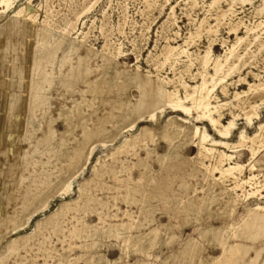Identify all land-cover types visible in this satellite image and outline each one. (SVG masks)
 <instances>
[{"label": "rangeland", "instance_id": "1", "mask_svg": "<svg viewBox=\"0 0 264 264\" xmlns=\"http://www.w3.org/2000/svg\"><path fill=\"white\" fill-rule=\"evenodd\" d=\"M13 1L11 8L0 14V27L9 21L0 28V85H3L0 86V264H73L75 261L74 264H92L91 254L97 258L98 253L112 260L109 264H264V214L247 212L249 206H255L258 198L264 204V147L253 161H257L258 168L252 173L248 165L252 162L251 154L245 146L228 149L216 145L220 150L235 153V161L246 163L243 175L239 176L240 183L255 175L252 187L244 182L243 189L233 190V203L229 202L225 187H234V178L214 179L211 173V168L220 161V152H215V155L205 153L206 157L196 156L198 147L196 142H191V145L179 148L181 156L167 157L172 159L164 169L159 170L158 165L165 157L159 155L168 153L174 142L179 140L176 138L170 145L162 135L173 115L205 126L215 140L230 142L238 141L241 130L252 135L264 122V89L249 90L250 84L264 83V0H98L88 12H85L87 6L94 0H31V8L19 14L18 7L26 0ZM239 38L243 40L238 41ZM234 44L237 47L231 63L237 66L225 81L227 92L222 90V84L211 92V102L222 104L221 121L227 124L235 119L230 138H223L207 117L198 119L197 115L202 113L200 110L195 112L191 109L188 115L166 106L162 112L156 111L158 114L153 119L148 117L165 103L163 97L156 99L160 93L178 92L184 97L186 87L192 91L190 86L203 81L206 54L210 58L207 69L210 74L207 81L210 82L211 74L215 73L214 63L223 58L226 50ZM112 64L116 72L127 75L108 77L107 86L105 83L102 85L99 81L104 69ZM14 75L18 76L15 78ZM50 76L54 84L46 92L44 89L49 87ZM133 76H138L143 88L149 92L144 98L148 104L143 108V114H139L143 117L138 119L139 115H135L126 120L115 138L102 145L95 134L103 126V121L109 127L112 118L121 114L122 106L143 98L139 86L131 83ZM2 93L19 97L20 105L15 108L11 102H5ZM46 94L49 98L43 100ZM36 96L37 103L32 101ZM64 106L70 110V116L67 113L70 129L64 120L58 119ZM251 111L257 115L247 123L246 114ZM31 117H43L38 129L33 125L24 126L23 122ZM52 117L57 119L51 127ZM133 120L135 124L131 130L129 124H133ZM84 126L88 132H95L92 141H84ZM142 126L153 129L154 140L141 135ZM62 132L67 133L64 135ZM132 134L137 137L127 142ZM76 147L81 153L79 163L90 157L85 165L77 162ZM69 163L72 167L66 173ZM223 163L225 166L228 164L227 158ZM75 170H78L77 174L70 177L67 191L62 189L68 179L65 177L44 196H49L46 204L41 203L37 196L47 188V183L56 181L65 173L74 174ZM217 177L219 173H215ZM250 190L258 192L248 198ZM62 204L64 207L60 209ZM233 206L237 207L235 212H232ZM120 224L133 227L124 233H144L142 239L153 229L160 228L150 252L143 255L131 253L118 261L116 259L121 252L118 245L122 242L115 237L118 233L94 237L88 234L95 226V229H106L113 225L121 231ZM232 224H235V230L228 231ZM166 231L175 233L177 237L163 248L160 237ZM137 240L132 238L129 245L132 247ZM67 248H70L68 255H62ZM65 259L70 260L66 262Z\"/></svg>", "mask_w": 264, "mask_h": 264}, {"label": "bare ground", "instance_id": "2", "mask_svg": "<svg viewBox=\"0 0 264 264\" xmlns=\"http://www.w3.org/2000/svg\"><path fill=\"white\" fill-rule=\"evenodd\" d=\"M30 1L31 0H26L25 2H23L22 3V5H21V7H18V10H17V12H18V14L19 13H21V12H23V11H26V10H29V7H30ZM98 0H94L93 1V3H91V5L88 7L87 6V8H86V10H85V12H88V11H90L91 10V8L95 5V3L97 2ZM205 1V0H204ZM203 1V2H204ZM13 0H0V14L1 13H3V12H5L6 10H8V9H10L11 8V6H12V4H13ZM188 3V2H187ZM186 3V4H187ZM194 3V2H193ZM215 3H216V1H215ZM220 4V3H219ZM232 5V4H231ZM230 5V6H231ZM193 6H194V4H193ZM209 6V5H208ZM195 7V6H194ZM193 7V8H194ZM217 7V6H216ZM31 8V7H30ZM85 8V7H84ZM190 8H192V7H190ZM204 8V7H203ZM218 9V8H217ZM220 9V8H219ZM218 9V10H219ZM173 10V9H172ZM205 10V9H204ZM203 10V11H204ZM212 10V9H211ZM33 11V10H32ZM36 11H37V9H36ZM35 11V12H36ZM206 11V10H205ZM214 11V10H213ZM229 11H230V9H229ZM259 11V10H258ZM82 12V11H81ZM81 12H80V14H81ZM219 12V11H218ZM217 12V13H218ZM14 13V12H13ZM38 13V12H37ZM211 13V12H210ZM213 13H215V12H213ZM256 13H258V12H256ZM259 13H261V12H259ZM32 14V13H31ZM219 14V13H218ZM231 14V13H230ZM262 14V13H261ZM261 14H260V16H261ZM16 15V14H15ZM27 15V14H26ZM25 15V16H26ZM78 15V14H77ZM191 15V14H190ZM224 15H225V13H224ZM229 15V14H228ZM33 16V15H32ZM31 16V17H32ZM37 16V15H36ZM226 17H227V15H225ZM27 17V16H26ZM77 17V16H76ZM79 17H80V15H79ZM190 17V16H189ZM230 17V16H229ZM228 17V18H229ZM235 18H236V16H234ZM238 17V16H237ZM46 18H47V16H46ZM204 18V17H203ZM11 19V18H10ZM34 19V18H33ZM36 19V18H35ZM207 19V18H206ZM233 19V18H232ZM70 20V19H69ZM192 20H193V18H192ZM211 20V19H210ZM244 20V19H243ZM264 20V19H263ZM29 21H31V19L29 20ZM73 21V20H72ZM220 21V20H219ZM218 21V22H219ZM230 21V20H229ZM242 21V20H241ZM260 21V20H259ZM8 22L9 21H7L6 23H4L3 25H1V29L3 28V27H5L7 24H8ZM22 22V21H21ZM201 22H203V21H201ZM223 22V21H222ZM228 22V21H227ZM243 22V21H242ZM23 23V22H22ZM30 23H33V22H30ZM68 23V22H67ZM76 23V22H75ZM238 23V22H237ZM236 23V24H237ZM262 23V22H261ZM71 24V23H70ZM202 24V23H201ZM221 24V23H220ZM228 24H229V22H228ZM19 25V24H18ZM68 26H70L69 24H67ZM205 25V24H204ZM256 25V24H255ZM26 26V25H25ZM75 26V25H74ZM220 26V25H219ZM231 26V25H230ZM243 26V25H242ZM241 26V27H242ZM246 26V25H245ZM244 26V27H245ZM257 26V25H256ZM264 26V25H263ZM19 27V26H18ZM199 27V26H198ZM240 27V26H239ZM252 27V26H251ZM255 27V26H254ZM259 27H261V26H259ZM22 28H23V26H22ZM26 28V27H25ZM24 28V29H25ZM36 28V27H35ZM70 28V27H69ZM71 28H73L72 26H71ZM101 28H103V26L101 27ZM196 28V27H195ZM204 28V27H203ZM220 28V27H219ZM236 28V27H235ZM234 28V29H235ZM248 28V27H247ZM62 29H63V27H62ZM64 29H66V28H64ZM197 29V28H196ZM204 29H206V28H204ZM208 29H210V28H208ZM213 29V28H212ZM216 29V28H215ZM254 29V28H253ZM256 29V28H255ZM6 30V29H5ZM71 30V29H70ZM229 30V29H228ZM227 30V31H228ZM246 30V29H245ZM249 30H250V28H249ZM257 30H259V28L257 29ZM257 30H256V33H257ZM59 31V30H58ZM202 31V30H201ZM200 31V32H201ZM39 32V31H38ZM195 32V31H194ZM218 32V31H217ZM243 32H246V31H243ZM70 33V32H69ZM189 33H190V31H189ZM203 33V32H202ZM238 33V32H237ZM263 33V32H262ZM38 34V33H37ZM52 34V33H51ZM67 34V33H66ZM79 34V33H78ZM258 34V33H257ZM4 35V34H3ZM65 35V34H64ZM193 35V34H192ZM201 35V34H200ZM8 36V35H7ZM41 36V35H40ZM216 36V35H215ZM248 36V35H247ZM252 36V35H251ZM1 37V36H0ZM46 37V36H45ZM190 37V36H189ZM212 37V36H211ZM245 37V36H244ZM243 37V38H244ZM253 37H255V36H253ZM261 37V36H260ZM263 37V36H262ZM238 38V37H237ZM1 39V38H0ZM185 39V38H184ZM194 39H196V37L194 38ZM249 39V38H248ZM257 39H259V38H257ZM5 40V39H4ZM11 40V39H10ZM189 40V39H188ZM192 40V39H191ZM217 40V39H216ZM241 40H243V39H241V38H239V40L238 41H241ZM250 40V39H249ZM261 40H262V38H261ZM260 40V41H261ZM186 41V40H185ZM226 41V40H225ZM2 42V41H1ZM216 42V41H215ZM223 42V41H222ZM237 42V41H236ZM245 42V41H244ZM250 42V41H249ZM262 42V41H261ZM264 42V41H263ZM186 43V42H185ZM188 43H190V42H188ZM224 43H226V42H224ZM240 43V42H239ZM259 43V42H258ZM262 45H263V43H261ZM3 45H5V43L3 44ZM74 45V44H73ZM180 45V44H179ZM190 45V44H189ZM6 46V45H5ZM11 46V45H10ZM231 46V45H230ZM247 46H248V44H247ZM246 46V47H247ZM252 46V45H251ZM250 46V47H251ZM261 46V45H260ZM264 46V45H263ZM78 47V46H77ZM76 47V48H77ZM166 47H169V46H166ZM170 47H172V46H170ZM169 47V48H170ZM181 47V46H180ZM211 47V46H210ZM235 47H237V46H235V44L232 46V47H227L228 49L226 50V52H225V55H224V57L223 58H218L217 60H216V62L214 63V65H213V69H214V71H215V73L214 74H211V78H212V80L209 82V81H207V75H210L209 74V72H208V66H209V59L210 58H208V54H206L205 56H204V66H205V73L203 74V81L201 82H199V84H197V85H194V86H190V89L192 90V91H189V89H188V87H186V94H185V96L184 97H181V96H179L180 94L178 93V92H168V91H166V92H163V93H160V95L156 98V99H158V98H165V103L163 104V102H162V104L163 105H160L159 107H158V109H156V110H154L155 111V113L153 112V113H150L149 115H148V117L149 118H151V119H153L155 116H156V114H158V112H156V111H159V112H162V110H163V108L164 107H166V106H168V108L169 107H172L173 108V110H180V111H183L184 113H186V114H190L192 111H191V109H195V112H196V110H200L202 113H200V114H198L197 115V118L198 119H200V118H203V117H207L208 119H209V121L212 123V125L216 128V129H218L217 131H219L220 133H221V135L223 136V138H227V137H229L231 134H232V130H233V128L235 127V119H231L227 124H224L222 121H221V117H222V114H221V107H222V104H213L212 102H211V92L215 89V87L217 88V86L219 85V84H222L223 85V88H222V90L224 91V92H227V87H226V85H225V81H226V79H227V76H228V74L231 72V71H234L233 69L237 66V64L236 63H231V59H232V57H233V53H234V51H235ZM240 47V46H239ZM249 47V48H250ZM259 47V46H258ZM262 47V46H261ZM72 48V47H71ZM75 48V49H76ZM173 48V47H172ZM260 48V47H259ZM12 49V48H11ZM10 49V50H11ZM74 49V48H73ZM211 49V48H210ZM5 50H6V48H5ZM71 50V49H70ZM169 50V49H168ZM244 49H242V51H243ZM251 50V49H250ZM9 51V50H8ZM14 51V50H13ZM69 51V50H68ZM163 51H165V50H163ZM180 51V50H179ZM245 51H246V49H245ZM257 51H259V50H257ZM256 51V52H257ZM6 52V51H5ZM73 52V51H72ZM255 52V53H256ZM1 53V52H0ZM4 53V52H3ZM8 53V52H7ZM164 53V52H163ZM162 53V54H163ZM167 53H168V51H167ZM189 53V52H188ZM212 53V52H211ZM247 53V52H246ZM251 53V52H250ZM255 53L253 54V55H255ZM49 54V53H48ZM179 54V53H178ZM186 54V53H185ZM2 55V54H1ZM4 55V54H3ZM66 55V54H65ZM70 55V54H69ZM171 55H172V53H171ZM176 55V54H175ZM187 55V54H186ZM240 55H242V54H240ZM250 55V54H249ZM6 56H7V54H6ZM14 56V55H13ZM40 56V55H39ZM72 56V55H71ZM70 56V57H71ZM190 56V55H189ZM245 56H247V54L245 55ZM3 57V56H2ZM63 57H65V56H63ZM69 57V58H70ZM104 57V56H103ZM174 57V56H173ZM172 57V58H173ZM196 57V56H195ZM248 57V56H247ZM14 58V57H13ZM36 58V57H35ZM176 58V57H175ZM189 58V57H188ZM237 58H240V57H237ZM244 58V57H243ZM250 58V57H249ZM26 59H27V57H26ZM68 59V58H67ZM177 59V58H176ZM236 59V58H235ZM241 59V58H240ZM11 60V59H10ZM49 60V59H48ZM63 60V58L61 59V61ZM180 60V59H179ZM183 60V59H182ZM246 60V59H245ZM250 60H251V58H250ZM69 61V60H68ZM200 61H202V60H200ZM234 61V60H233ZM51 62V61H50ZM55 62V61H54ZM166 62V61H165ZM168 62V61H167ZM172 62H173V60H172ZM184 62V61H183ZM65 63V62H64ZM187 63V62H186ZM194 63V62H193ZM15 64H18V63H15ZM62 64H63V62H62ZM167 64V63H166ZM170 64H172L171 62H170ZM174 64V63H173ZM248 64V63H247ZM52 65V64H51ZM63 65H65V64H63ZM242 65V64H241ZM253 65V64H252ZM19 66V65H18ZM53 66H54V64H53ZM16 67V66H15ZM61 67V66H60ZM75 67V66H74ZM99 67V66H98ZM203 67V66H202ZM227 67V71L226 72H224L225 71V68ZM45 68V67H44ZM63 68V67H62ZM61 68V69H62ZM83 68V67H82ZM177 68V67H176ZM187 68V67H186ZM60 69V70H61ZM87 69V68H86ZM90 68H88V70H89ZM188 69H190V68H188ZM210 69V68H209ZM78 70H79V68H78ZM78 70H77V72H78ZM202 70V69H201ZM10 71V70H9ZM21 71V70H20ZM43 71V70H42ZM53 71V70H52ZM79 71H81V70H79ZM41 72V71H40ZM51 72V71H50ZM54 72V71H53ZM53 72H51L52 74H53ZM186 72V71H185ZM188 72V71H187ZM237 72V71H236ZM252 72V71H251ZM12 73V72H11ZM23 73V72H22ZM46 73V72H45ZM180 73V72H179ZM255 73V72H254ZM13 74H14V71H13ZM50 73H48V75H49ZM61 74V73H60ZM80 74V73H79ZM82 74V73H81ZM80 74V75H81ZM129 74V73H128ZM185 74V73H184ZM16 75V74H15ZM15 75H14V77H15ZM25 75V74H24ZM51 75V74H50ZM86 75V74H85ZM89 75V74H88ZM115 75H118V76H120V77H125L126 75H127V73H123V72H120L119 71V73L118 72H116V70H115V65L114 64H112L111 66H109V67H107V68H105L104 69V74H103V77H102V79L100 78V81L99 82H101V84L102 83H107V78L108 77H114ZM174 75H175V72H174ZM179 75V74H178ZM202 75V74H201ZM11 76V75H10ZM18 76V75H17ZM16 76V77H17ZM43 76V75H42ZM55 76V75H54ZM61 76V75H60ZM129 76V75H128ZM15 77V78H16ZM38 77V76H37ZM41 77V76H40ZM45 77V76H44ZM47 77V76H46ZM51 77V76H50ZM82 77V76H81ZM115 77H117V76H115ZM176 77V76H175ZM175 77H173L172 79H174ZM179 77H181V76H179ZM202 77V76H201ZM210 77V76H209ZM217 77V78H216ZM13 78V77H12ZM22 78V77H21ZM25 78V77H24ZM39 78V77H38ZM62 78H63V76H62ZM72 78V77H71ZM110 78V79H111ZM131 78V77H130ZM43 81H44V79L43 78H41ZM65 79V78H64ZM64 79H61L62 81L64 80ZM179 79V78H178ZM182 79V78H181ZM13 80V79H12ZM37 80V79H36ZM35 80V81H36ZM41 80V81H42ZM228 80V79H227ZM7 81V80H6ZM18 81V80H17ZM67 81H69V79L67 80ZM178 81V80H177ZM180 81V80H179ZM26 82V81H25ZM71 82V81H70ZM171 82V81H170ZM176 82V81H175ZM35 83V82H34ZM43 83V82H42ZM108 83H109V81H108ZM112 83V82H111ZM131 83H133V84H136L137 86H139V88L142 90V92H143V98H141L138 102H135V103H132V102H130L129 100V102H127L125 105L126 106H122L121 107V114H119V115H115L113 118H112V120L110 121V126L108 127V126H106L105 125V123L106 122H104L103 120V126L101 127V129H98V131L96 132V137L97 136H99V139H97L98 141H101L102 142V145H106V141H112L114 138H115V136L119 133V130H121L120 129V127H122L123 125L122 124H124V122H126V120L128 121L129 119H131L132 117L134 118V116L135 115H139L141 112H142V110H143V108L144 107H146V104H148V103H145V100H144V98L146 97V95L149 93L148 92V90H146L145 88H143V85L141 84V82H140V80H138V76H133V78H131ZM148 83V82H147ZM185 83V82H184ZM8 84V83H7ZM30 84V83H29ZM48 84V83H47ZM53 84H54V79H53V77H51L50 78V82H49V87L48 88H46V89H44V91H46V92H49L51 89H52V86H53ZM95 84H97V83H95ZM144 84V83H143ZM2 85V84H1ZM0 85V86H1ZM10 85V84H9ZM98 85H99V83H98ZM97 85V86H98ZM103 85V84H102ZM111 85V84H110ZM3 86V85H2ZM44 86V85H43ZM66 86V85H65ZM70 86V85H69ZM96 86V85H95ZM96 86V87H97ZM106 86H107V84H106ZM176 86V85H175ZM184 86V85H183ZM34 87H35V85H34ZM37 87V86H36ZM91 87V86H90ZM110 87V86H109ZM148 87V86H147ZM4 88H6V87H4ZM10 88V87H9ZM45 88V87H44ZM122 88V87H121ZM177 88H179V87H177ZM184 88V87H183ZM11 89V88H10ZM31 89V88H30ZM93 89V88H92ZM101 89V87L99 88V90ZM109 89V88H108ZM115 89H117V88H115ZM258 89H260V90H263L264 89V83H262V84H250V86H249V90L250 91H255V90H258ZM3 90V89H2ZM6 90V89H5ZM14 90V89H13ZM12 90V91H13ZM99 90H97V91H99ZM125 90V89H124ZM216 90V89H215ZM94 91V90H93ZM31 92V91H30ZM247 92V91H246ZM249 92V91H248ZM38 93V92H37ZM36 93V94H37ZM99 93V92H98ZM112 93V92H111ZM3 94V93H2ZM12 94V93H11ZM86 94V93H85ZM89 94V93H88ZM97 94V93H96ZM107 94V93H106ZM123 94V93H122ZM8 94L7 93H4L3 94V97H4V101L5 102H11V104H13L14 105V107L16 108V107H18L19 105H20V100H19V97H18V99H17V97L15 98L14 96H7ZM84 95V94H83ZM98 95V94H97ZM19 96V95H18ZM118 96H119V94H118ZM236 96L237 97H239L240 96V93H236ZM22 97V96H21ZM30 97H31V95H30ZM32 97H33V95H32ZM39 97V96H38ZM51 97V96H50ZM2 98V97H1ZM47 98H49V96H48V94H46L44 97H43V100H46ZM84 98V97H83ZM94 98V97H93ZM121 98V97H120ZM22 99V98H21ZM35 99V100H34ZM40 99V98H39ZM117 99H118V97H117ZM23 100V99H22ZM26 100V99H25ZM48 100V99H47ZM91 100V99H90ZM121 100V99H120ZM32 101L33 102H36L37 101V96H36V98H33L32 99ZM80 101V100H79ZM88 101V100H87ZM159 101V100H158ZM42 102V101H41ZM77 102V101H76ZM84 102V101H83ZM124 102V101H123ZM186 102H189L190 104L189 105H187V103ZM23 103V102H22ZM28 103H30V102H27V104ZM37 103V102H36ZM39 103V102H38ZM46 103V102H45ZM79 103V102H78ZM87 103V102H86ZM110 103V102H109ZM120 103V102H119ZM125 103V102H124ZM10 104V103H9ZM43 104V103H42ZM47 104V103H46ZM83 104H85V103H83ZM161 104V103H160ZM5 105H7V104H5ZM33 105V104H32ZM34 105H36V104H34ZM40 105V104H39ZM49 105V104H48ZM111 105V104H110ZM122 105V104H121ZM151 105V104H150ZM149 105V106H150ZM28 106V105H27ZM38 106V105H37ZM44 106V105H43ZM74 106V105H73ZM77 106V105H76ZM2 107H3V105H2ZM40 107V106H39ZM65 108L64 109H62L61 111H60V115H59V117H58V119H62V121L64 120L66 123H67V125H68V128L70 129L71 128V121H70V118L67 116V113L70 111L69 110V108H67V106H64ZM79 107V106H78ZM93 107V106H92ZM20 108V107H19ZM18 108V109H19ZM33 108V107H32ZM31 108V109H32ZM83 108V107H82ZM252 108H253V106H252ZM5 109H7V108H5ZM22 109H23V107H22ZM21 109V110H22ZM37 109V108H36ZM35 109V110H36ZM116 109V108H115ZM2 110V109H1ZM15 110V109H14ZM72 110V109H71ZM78 110V109H77ZM151 110V109H150ZM253 110V109H252ZM79 111V110H78ZM77 111V112H78ZM87 111V110H86ZM144 111V110H143ZM148 111V110H147ZM166 111V110H165ZM248 111V110H247ZM17 112V111H16ZM31 112V111H30ZM45 112V111H44ZM83 112V111H82ZM199 112V111H198ZM46 113V112H45ZM45 113H43V114H45ZM71 113V112H70ZM93 113V112H92ZM108 113V112H107ZM112 113V112H111ZM147 113V112H146ZM2 115H3V113H1ZM12 114V113H11ZM78 114H80V112L78 113ZM141 114H143V113H141ZM216 114H217V116H216ZM248 114V113H247ZM246 114V117H247V123H250L251 121H252V118H253V116L254 115H257V112H253V111H251L248 115ZM16 115V114H15ZM68 115H69V113H68ZM81 115V114H80ZM70 116V115H69ZM73 116V115H72ZM11 117V116H10ZM20 117V116H19ZM105 117V116H104ZM137 117V116H136ZM141 117H143V115H139L138 116V119L139 118H141ZM158 117V116H157ZM15 118V117H14ZM57 118L56 117H52L51 118V123H50V126L52 127V125H53V122L56 120ZM107 119V118H106ZM150 119V120H151ZM205 118H203V120H204ZM72 120H73V118H72ZM145 120V119H144ZM169 120V119H168ZM201 120V119H200ZM4 121V120H3ZM43 121V117H31V118H27L23 123H24V126H27V125H33L36 129H38L40 126H41V122ZM85 121H86V119H85ZM99 121V120H98ZM199 121V120H198ZM84 122V121H83ZM87 122V121H86ZM11 123V122H10ZM21 123V122H20ZM131 123H132V121H131ZM12 124V123H11ZM134 124H135V121L133 120V124H129V126H131V128H129V129H131L132 130V126H134ZM2 125V124H1ZM12 125H14V124H12ZM12 125H11V127H12ZM84 125H85V122H84ZM211 125V126H212ZM83 126V125H82ZM99 126H101V125H99ZM212 126V127H213ZM10 127V126H9ZM16 127V126H15ZM127 126H125L124 127V130H125V128H126ZM166 131H164L163 132V137L169 142V144L171 145L174 141H175V139L176 138H178L179 137V140H177V142H174V144L171 146V149H170V151H168V153H166V154H162V155H159V156H165L163 159H161L160 161H159V170H162V169H164L168 164H169V160L170 159H172V158H167V157H173L174 155H176V156H181V153H180V151H179V148L181 147V146H184V145H191V142H196V144H195V146L197 145V147H198V152H197V154H196V156H199V157H206L208 154H214L215 152H220V161H219V163L217 164V166H214L213 168H211V173H212V175H214L213 176V178L214 179H225V178H227V177H233L234 178V180H235V184H234V187H225V190H226V192L228 193V196H229V202H231V203H233L232 202V199H233V190L235 191L236 189L238 190V189H240V188H242L243 189V187H242V185L244 186V182L246 183V182H248L249 183V186H253L255 183L253 182V180H255V175L252 177V178H249L248 180H246V181H244L243 183H240L239 182V176H241V175H243V170H244V168H245V164H243V163H241L240 161H235L233 158H235L234 157V155H235V153H234V155L233 154H231V153H228V152H226L225 150H220V149H218L217 147H216V145H222L223 147H225V148H228V149H235V148H237V147H239V146H245V148L250 152V154H251V159H252V162H250V163H248V165L250 166L249 167V171H251L252 173L254 172L253 170L257 167V161L256 162H253V161H255L256 159H257V157H258V155H259V153H261V151H262V149H263V147H264V136H262V131L264 130V122L263 123H260L259 125H258V130L257 131H255L252 135H247V133L244 131V130H241L239 133H238V141L237 142H230V141H226V140H215V139H213V138H211V136H210V134L208 133V131H207V128L205 127V126H198V125H195V124H193V123H191L188 119H184V118H182V117H180V116H172V118H170V120L168 121V123L166 124ZM49 128V127H48ZM20 129V128H19ZM33 129V128H32ZM84 129H85V126H84ZM87 129V128H86ZM85 129V139H84V141H89V140H91L92 141V139H94L95 137V135H93L95 132H88L87 130ZM7 130H9V129H7ZM7 130H3V131H7ZM15 130V129H14ZM53 130V129H52ZM83 130V129H82ZM141 135L143 136V137H149L150 138V140H154V134H153V129H151L150 127H148V126H142L141 127ZM164 130V129H163ZM11 131V130H10ZM21 131V130H20ZM19 131V132H20ZM50 131V130H49ZM127 131V130H126ZM12 132V131H11ZM50 132H52V131H50ZM124 132V131H123ZM3 133H5V132H3ZM27 133V132H26ZM48 133V132H47ZM64 135H66V133L67 132H62ZM14 134V133H13ZM53 134V133H52ZM69 134V133H68ZM20 135V134H19ZM18 135V136H19ZM54 135V134H53ZM161 135V136H162ZM17 136V135H16ZM51 136V135H50ZM49 136H47V138H48ZM94 137V138H93ZM137 136H135V135H131V137H129L128 139H127V142L129 141V140H134V138H136ZM220 137V136H219ZM231 137V136H230ZM229 137V138H230ZM3 138V137H2ZM2 138H1V140H2ZM164 138H163V140H164ZM14 139V138H13ZM50 140V139H49ZM138 140V139H137ZM136 140V141H137ZM144 140V139H143ZM197 140V141H196ZM83 141V142H84ZM1 142V141H0ZM50 142H52L51 140H50ZM49 142V143H50ZM135 142V141H134ZM139 142V141H138ZM58 143V142H57ZM130 143V142H129ZM3 144V143H2ZM10 144V143H9ZM12 144H14V143H12ZM90 144V143H89ZM57 145V144H56ZM137 145V144H136ZM49 146V145H48ZM51 146H52V144H51ZM58 146V145H57ZM134 147H135V145H133ZM62 147V146H61ZM83 147H84V145H83ZM11 148V147H10ZM56 148V147H55ZM75 148V147H74ZM73 148V149H74ZM77 148V147H76ZM90 148H91V145H90ZM92 148H94L93 146H92ZM141 148V147H140ZM45 149H46V147H45ZM61 149V148H60ZM66 149V148H65ZM131 149V148H130ZM134 149V148H133ZM133 149H132V151H133ZM149 149V148H148ZM238 149V148H237ZM57 150V149H56ZM84 150V149H83ZM89 150V149H88ZM91 150V149H90ZM135 150V149H134ZM47 151V150H46ZM51 151V150H50ZM76 158H77V162L79 163V160H80V148H77L76 150ZM92 151H93V149H92ZM92 151H91V154H92ZM151 151V149H149V152ZM153 151V150H152ZM236 151V150H235ZM43 152H44V150H43ZM52 152V151H51ZM62 152V151H61ZM60 152V150H59V153H61ZM65 152V151H64ZM129 152V151H128ZM232 152V151H231ZM85 153V152H84ZM87 153V152H86ZM147 154H148V152H146ZM207 155H206V154ZM57 154V153H56ZM55 154V155H56ZM90 154V153H89ZM88 154V155H89ZM135 154V153H134ZM137 154V153H136ZM41 155V154H40ZM151 155V154H150ZM215 155V154H214ZM43 156V155H42ZM209 157V156H208ZM211 157V156H210ZM89 156H87V158H85V159H83V160H81L82 161V163L80 164L81 166L82 165H85L87 162H88V160H89ZM101 158V157H100ZM99 158V160H101ZM146 158V157H145ZM224 158H227V160H228V164L225 166V165H223L224 163H223V161H224ZM60 159H61V157H60ZM82 159V158H81ZM104 159V158H103ZM140 159V158H139ZM205 159V158H204ZM211 159V158H210ZM250 159V160H251ZM213 160V159H212ZM63 161V160H62ZM204 161V160H203ZM214 161V160H213ZM70 162V161H69ZM103 162V161H102ZM142 162V161H141ZM201 162V161H200ZM199 162V163H200ZM41 163V162H40ZM65 163V162H64ZM205 163V162H204ZM45 164V163H44ZM138 164V163H137ZM141 164V163H140ZM143 164V163H142ZM213 164V163H212ZM42 165V164H41ZM61 165V164H60ZM146 165V164H145ZM198 165V164H197ZM202 165V164H201ZM206 165V164H205ZM44 166V165H43ZM66 166H68V170H67V172L66 173H68L70 170V167H72V164H68V165H66ZM138 166V165H137ZM174 166V165H173ZM259 166V165H258ZM59 167H61V166H59ZM77 167V166H76ZM152 167V166H151ZM81 168V167H80ZM205 168H208V167H206L205 166ZM204 168V169H205ZM258 168V167H257ZM67 169V168H66ZM73 169H75V168H73ZM61 170H62V168H61ZM127 170V169H126ZM158 170V171H159ZM194 170V169H193ZM246 170V169H245ZM58 171V170H57ZM77 171L78 170H75V172L76 173H74V174H67L66 175V173L64 174V175H62V176H60L59 178H57V180L56 181H52V182H50V183H47L48 184V186H47V188L46 189H44V191H43V193L42 194H40V195H38L37 197L38 198H40L42 201H41V203H45L46 201H47V199H48V195H47V197L45 198L44 196L49 192L50 193V191L51 190H53L52 188L54 187V185L55 184H57L58 182H60V181H63V179L66 177V178H68L67 179V181L65 182V184H64V186H63V191H67L68 190V188L70 187V181H69V179H70V177H72L73 175H75V174H77ZM151 171V170H150ZM60 172H62V171H60ZM59 172V173H60ZM73 172V171H72ZM116 173V172H115ZM146 173V172H145ZM200 173V172H199ZM203 173V172H202ZM215 173H219V177H217V178H215ZM141 174V173H140ZM143 174V173H142ZM147 174H149V173H147ZM170 174V173H169ZM258 174V173H257ZM203 175V174H202ZM115 177V176H114ZM117 177V176H116ZM115 177V178H116ZM157 177V176H156ZM251 177V176H250ZM48 178H49V176H48ZM47 178V179H48ZM118 178V177H117ZM142 178V177H141ZM257 178V177H256ZM151 179V178H150ZM155 179V178H154ZM203 179V178H202ZM212 179V178H211ZM46 180V179H45ZM50 180V179H49ZM123 180V179H122ZM230 180V179H229ZM124 181V180H123ZM156 181V180H155ZM217 181V180H216ZM258 181V180H257ZM207 182V181H206ZM232 182V181H231ZM220 183V182H219ZM229 183V182H228ZM46 184V185H47ZM126 185H128L127 183H125ZM217 184H218V182H217ZM227 184V183H226ZM230 184V183H229ZM257 184V183H256ZM260 184V183H259ZM40 185V184H39ZM159 185V184H158ZM212 185V184H211ZM214 185V184H213ZM246 185V184H245ZM264 185V184H263ZM44 186V185H43ZM59 186V185H58ZM57 186V187H58ZM221 186V185H220ZM220 186H218V187H220ZM259 186V185H258ZM217 187V186H216ZM261 188V187H260ZM137 189V188H136ZM244 189H245V187H244ZM249 189V188H248ZM84 190V189H83ZM236 190V191H237ZM87 191V190H86ZM248 191V190H247ZM143 192V191H142ZM258 192V190H253V191H249V193L247 192V196H248V198H249V196H254V195H256V193ZM215 194H217L216 192H214ZM237 194V193H236ZM225 196V195H224ZM227 196V195H226ZM228 196H227V198H228ZM44 198V199H43ZM39 199V200H40ZM144 199V198H143ZM260 199L261 198H258L257 200H256V203H255V206H249L248 207V213H254V212H259V213H263L264 214V204L260 201ZM38 200V201H39ZM90 200V199H89ZM139 200V199H138ZM137 200V201H138ZM227 200V199H226ZM262 200V199H261ZM95 201V200H94ZM124 201V200H123ZM131 203V202H130ZM35 204V203H34ZM37 204V203H36ZM35 204V205H36ZM39 204V203H38ZM46 204V203H45ZM68 204V203H67ZM237 204V203H236ZM34 205V206H35ZM77 205V204H76ZM235 205V204H234ZM37 206V205H36ZM35 206V207H36ZM71 206V205H70ZM231 206V205H230ZM62 207H64L63 206V204L62 205H60V209H62ZM72 207V206H71ZM70 207V208H71ZM78 207L80 208V206L78 205ZM234 208H232V212H235L236 211V209H237V207H235V206H233ZM33 208V207H32ZM95 208V207H94ZM26 209V208H25ZM24 209V210H25ZM34 209V208H33ZM64 211H66V209L64 210ZM29 212V211H28ZM61 212V211H60ZM126 212H127V210H126ZM25 213H27V212H25ZM231 214V213H230ZM249 214V215H250ZM23 215H25V214H23ZM22 215V216H23ZM56 215V214H55ZM126 215H128V213L126 214ZM74 216V215H73ZM102 216V215H101ZM27 217V216H26ZM60 217H61V214H60ZM64 217V216H63ZM76 217V216H75ZM106 217V216H105ZM118 217V216H117ZM249 217V216H248ZM251 217V216H250ZM18 218H20V217H18ZM62 218V217H61ZM104 218V217H103ZM107 218V217H106ZM119 218V217H118ZM252 218V217H251ZM17 220V219H16ZM58 220V219H57ZM79 220V219H78ZM15 221V220H14ZM19 221V220H18ZM17 221V222H18ZM83 221V220H82ZM102 222V221H101ZM132 222V221H131ZM15 223V222H14ZM59 223H61V222H59ZM76 223V222H75ZM84 223V222H83ZM121 223V222H120ZM133 223V222H132ZM140 223V222H139ZM82 224V223H81ZM167 224V223H166ZM72 225V224H71ZM75 225V224H74ZM86 225H88V224H86ZM94 225H96V224H93L92 226H94ZM121 225V227H122V229H121V231H118V229H115V227H113V225L112 226H109L108 228H106V229H95V227L94 228H91L90 230H89V232H88V234H90L91 236H95V235H99V234H105V235H107V236H114V233H118V235L116 236L115 235V237H117V238H120V239H122V242L118 245V247L120 248V250H121V252H120V256L116 259V260H118V259H120V258H122L123 256L124 257H127V256H129L131 253H137V254H141V255H143V254H145V253H149L150 251H149V248L154 244V241H155V239L157 238V234H158V231H159V229H156V230H154L153 229V231H150L149 233H148V236H146V237H144V239H142V237L144 236V233H137V234H128V233H124L127 229H130L131 227H129V226H126L125 224H120ZM131 225H133V224H131ZM164 225V224H163ZM63 226V225H62ZM90 226V225H89ZM101 226V225H100ZM58 227V226H57ZM86 227V226H85ZM116 227H117V225H116ZM163 227V226H162ZM60 228V227H59ZM97 228V227H96ZM133 228V227H132ZM131 228V229H132ZM153 228V227H152ZM8 229V228H7ZM131 229H130V231H131ZM210 229H220L221 230V228H216V227H210ZM54 230V229H53ZM229 230H235V224H232L231 226H230V228L228 229V231ZM8 231V230H7ZM84 231V230H83ZM116 231H118V232H116ZM256 231V230H255ZM5 233V232H4ZM60 233V232H59ZM76 233V232H75ZM57 234V233H56ZM84 234V233H83ZM165 235L164 236H161L160 237V246H165V245H168L170 242H171V240L172 239H175L177 236H176V234L175 233H171V232H168V231H166V233H164ZM73 235V234H72ZM147 235V234H146ZM66 236V235H65ZM83 236V235H82ZM234 236H235V234H234ZM209 237H211V236H209ZM59 238V237H58ZM101 238V237H100ZM103 238V237H102ZM132 238H136V239H138L133 245H132V247L129 245V241H131V239ZM140 238V239H139ZM212 238V237H211ZM107 239V238H106ZM45 240V239H44ZM61 240V239H60ZM195 242V241H194ZM89 244V243H88ZM88 244H87V246H88ZM104 244V243H103ZM43 245V244H42ZM86 245V244H85ZM101 245V244H100ZM111 245H112V243H111ZM200 245V244H199ZM14 247V246H13ZM18 247V246H17ZM161 247V248H162ZM16 248V247H15ZM42 248V247H41ZM50 248V247H49ZM89 248V247H88ZM164 248V247H163ZM260 248V247H259ZM46 249V248H45ZM54 249V248H53ZM53 249H52V251H53ZM56 249V248H55ZM59 249V248H58ZM115 249V248H114ZM40 250V249H39ZM64 250V249H63ZM118 250V249H117ZM68 251H70V248H67V249H65L64 250V252L62 253V255H68ZM153 252V251H152ZM58 253H60V252H58ZM257 253V252H256ZM97 255V258H94V255H92L91 254V263L93 264H95L96 262L97 263H99V264H109V263H111L112 262V260H110L109 258H107V257H105L104 256V254H102V253H98V254H96ZM54 256V255H53ZM81 255H79V257H80ZM63 257V256H62ZM77 257V256H76ZM47 258V257H46ZM67 258V257H66ZM94 259V260H93ZM205 259V258H204ZM66 260V259H65ZM70 259H67L66 260V262H68ZM72 260H74V259H72ZM257 260V259H256ZM47 261V260H46ZM75 261V260H74ZM115 261V260H114ZM119 261V260H118ZM76 262V261H75ZM74 262V263H75ZM88 262V261H87ZM242 262H243V260H242ZM62 263V262H61ZM70 263V262H69ZM68 263V264H69ZM73 263V264H74ZM114 263V262H113ZM205 263V262H204ZM245 263V262H244ZM57 264H60V263H57ZM71 264H72V262H71Z\"/></svg>", "mask_w": 264, "mask_h": 264}]
</instances>
